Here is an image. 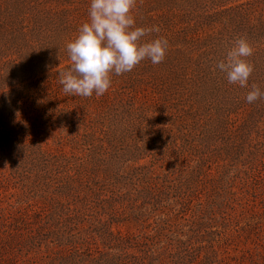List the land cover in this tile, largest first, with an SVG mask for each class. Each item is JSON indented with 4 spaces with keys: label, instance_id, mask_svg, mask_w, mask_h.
Returning a JSON list of instances; mask_svg holds the SVG:
<instances>
[{
    "label": "rangeland",
    "instance_id": "rangeland-1",
    "mask_svg": "<svg viewBox=\"0 0 264 264\" xmlns=\"http://www.w3.org/2000/svg\"><path fill=\"white\" fill-rule=\"evenodd\" d=\"M90 0H0V264H264V0H136L169 47L63 92ZM249 87L215 69L239 38Z\"/></svg>",
    "mask_w": 264,
    "mask_h": 264
},
{
    "label": "clouds",
    "instance_id": "clouds-1",
    "mask_svg": "<svg viewBox=\"0 0 264 264\" xmlns=\"http://www.w3.org/2000/svg\"><path fill=\"white\" fill-rule=\"evenodd\" d=\"M136 0H90L88 21L82 23L75 38L67 42L71 66L61 72L63 92L80 97H99L111 87L112 75H122L144 60L161 63L169 47L164 37L148 39L159 33L157 25L136 26L132 15ZM254 49L246 38H239L217 61L215 69L229 84L249 87L254 66L247 60ZM264 99V91L255 84L247 92V103Z\"/></svg>",
    "mask_w": 264,
    "mask_h": 264
}]
</instances>
